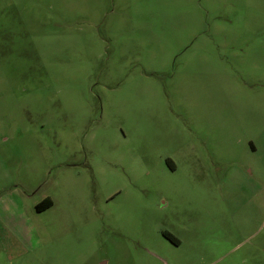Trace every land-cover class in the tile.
Returning a JSON list of instances; mask_svg holds the SVG:
<instances>
[{
	"label": "rangeland",
	"instance_id": "obj_1",
	"mask_svg": "<svg viewBox=\"0 0 264 264\" xmlns=\"http://www.w3.org/2000/svg\"><path fill=\"white\" fill-rule=\"evenodd\" d=\"M0 264H264V0H0Z\"/></svg>",
	"mask_w": 264,
	"mask_h": 264
},
{
	"label": "trees",
	"instance_id": "obj_2",
	"mask_svg": "<svg viewBox=\"0 0 264 264\" xmlns=\"http://www.w3.org/2000/svg\"><path fill=\"white\" fill-rule=\"evenodd\" d=\"M51 206V201L49 199H44L38 206L39 211L45 210Z\"/></svg>",
	"mask_w": 264,
	"mask_h": 264
}]
</instances>
